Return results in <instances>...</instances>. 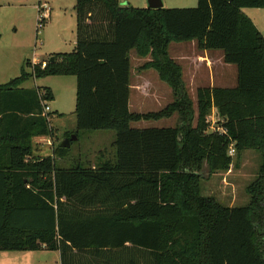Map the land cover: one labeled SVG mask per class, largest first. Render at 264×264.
<instances>
[{
    "label": "trees",
    "instance_id": "1",
    "mask_svg": "<svg viewBox=\"0 0 264 264\" xmlns=\"http://www.w3.org/2000/svg\"><path fill=\"white\" fill-rule=\"evenodd\" d=\"M264 0H198L196 8L138 9L119 0H77L72 53L25 67L0 85V251L60 252L61 264H264V35L243 12ZM197 41L237 68L235 88H200L197 111L172 43ZM152 61L174 102L157 113L130 111L131 51ZM74 76L75 135L114 131L115 155L96 167L60 168L33 159L34 139L53 135L49 88L31 79ZM216 108L225 133H208ZM178 116L173 128H132ZM67 135L66 138H70ZM233 146L262 162L244 207L204 196L202 181L227 171ZM207 171V176L205 175ZM89 256L85 258L84 256Z\"/></svg>",
    "mask_w": 264,
    "mask_h": 264
},
{
    "label": "rangeland",
    "instance_id": "2",
    "mask_svg": "<svg viewBox=\"0 0 264 264\" xmlns=\"http://www.w3.org/2000/svg\"><path fill=\"white\" fill-rule=\"evenodd\" d=\"M162 2L164 9L196 8L198 5V0H162ZM119 3L121 7L130 6L138 9L149 7L148 0H119ZM44 4L49 7V19L38 33V24L42 13L40 6ZM76 5L77 0H0V85L7 84L19 77L25 66L29 72H32L33 67L29 68L26 65L28 62L34 64L33 61L36 59L38 64H43L44 61L47 64L53 57L69 54L75 50L77 42ZM244 10L254 19L264 35V9ZM254 11L260 12V16H253L251 12ZM192 42L172 43L169 47L171 58L174 60H178V57L181 58L178 46L191 47L196 44ZM130 60L131 73L134 72L137 76L142 73L138 68L151 62L152 58H142L137 56L135 51H131ZM231 66L235 70L236 78V66ZM203 70L201 68V72H204ZM149 72L153 73V76L149 75L148 77H154L155 84H159V87L162 86L161 90H164V86L167 85L160 83L157 72L154 70ZM200 75L206 79L207 74ZM22 87L49 88L53 92V101L46 103L52 109V113L49 114L53 131V135L47 139H54L57 135L56 145L58 148L64 140L66 131H71V136L75 135L72 132L77 130L75 116L77 80L74 76H48L31 79ZM147 88L149 85L145 84L144 91ZM169 94L167 92L163 98L156 99L147 97V95H144V98H139L137 94L132 93L130 111L144 114L160 112L174 102V96ZM189 96L191 97V94ZM191 99L197 111V98L191 97ZM212 111L213 109L206 118L208 129H210L209 134L210 132L214 133L211 131L212 127H221L223 122V119L218 114H213ZM178 121V116L175 115L170 119L160 121L133 123L131 127L136 129L173 128L176 127ZM115 137L114 131L81 132L77 136L78 139L71 143V147L63 155L59 154L55 157L56 165L60 168H70L80 163L86 167L94 168L102 157L109 158L115 155ZM45 143L43 140H40V143L34 142L33 159L49 157L46 155L49 148L53 147L42 148ZM54 149L56 148H53V152ZM231 158L232 162L227 171H218L210 179L202 181V192L204 196H213L225 205L243 207L249 203L250 197L246 189L257 179L262 158L256 151H245L240 157L235 153ZM207 174L205 171L206 176ZM85 258L87 259L89 256H84L86 261ZM139 259L141 264L151 263L150 256L147 254L141 253ZM0 264H61V259L57 251H0Z\"/></svg>",
    "mask_w": 264,
    "mask_h": 264
},
{
    "label": "crops",
    "instance_id": "3",
    "mask_svg": "<svg viewBox=\"0 0 264 264\" xmlns=\"http://www.w3.org/2000/svg\"><path fill=\"white\" fill-rule=\"evenodd\" d=\"M243 12H245V14H247V16L254 22V24L258 28V30L262 32L260 27L256 24V22L248 14V12H246L245 10H243ZM251 14L255 17L260 16V12H258V11L251 12ZM186 43H189V42H186ZM192 43H196V44L195 45L193 44L191 47L178 46L177 49L181 53V58L178 57V60H175L177 63H179L181 65V67L183 69V80H184L188 94H191L192 98H197L198 90L200 88H223V89L235 88L237 85V68H236V78H235L234 68H232L231 65L224 63L223 52H221V51H202L198 48L197 41H193ZM135 53H136V51H135ZM136 55H137V53H136ZM146 58H149V57H146ZM139 61H141V60H139ZM45 62L46 61H44V63ZM33 63L38 64L39 62L36 61V59H35L33 61ZM140 64H141V62H140ZM146 64L147 63H145L143 66H145ZM143 66L138 68L140 72L142 71L141 74L136 76L134 72L131 73V77H130L131 94L135 93L138 95L139 98H144V95H147V97H152V98L158 99V98H163L164 94L167 95V92H168V93H170L169 95L172 96L173 93H172L171 88L166 83L161 81V79L159 78V81L162 85L164 83L168 86V87L164 86V90H161L162 86L159 87V84H155L156 81L154 80V77L153 78L148 77L149 75L153 76V73L151 74L149 72L152 69H148L149 71H146V69H145V71L147 72L146 73L142 69ZM201 68L204 69L203 70L204 72H201ZM203 73L207 74L206 79H204V77H202V75H200ZM158 77H159V75H158ZM145 84L149 85V88H147L146 91H144ZM23 88H25V87H23ZM27 89H32V88H27ZM51 113H52V109H51ZM212 113L218 114L217 109L213 108ZM140 114H144V113H140ZM76 119H77V117H76ZM142 122H145V121H142ZM75 131L76 130H74L72 132H74V134H75L76 133ZM209 131H210V129H208L207 132H209ZM70 132L71 131L65 132L64 140L66 139L65 135L70 134ZM42 138L43 139H41V138L34 139V142L40 143V140H43L46 142L45 144H47V145L44 144L42 148H44L45 146L57 148V145H56L57 135L55 136L54 139H50V138L47 139L48 137H46V138L42 137ZM53 148L52 149L49 148V152L46 156H53L52 155ZM223 205H225V204H223ZM225 206L235 207L233 205H225ZM59 254H60V252H59Z\"/></svg>",
    "mask_w": 264,
    "mask_h": 264
},
{
    "label": "built area",
    "instance_id": "4",
    "mask_svg": "<svg viewBox=\"0 0 264 264\" xmlns=\"http://www.w3.org/2000/svg\"><path fill=\"white\" fill-rule=\"evenodd\" d=\"M40 9L42 10V13H41V17L39 19L38 31H37L38 33L40 32V30H42L44 28L45 23L49 19V12H48L49 7H48V5L47 4L41 5ZM42 67L45 68L46 63H43ZM44 106H45V109H44L45 114H49L51 112L50 107L46 103L44 104ZM211 131H213L214 133H225V130L222 127H218V126L212 127ZM235 153H236L235 148L233 146H231L229 149V156L232 157V156H234Z\"/></svg>",
    "mask_w": 264,
    "mask_h": 264
},
{
    "label": "water",
    "instance_id": "5",
    "mask_svg": "<svg viewBox=\"0 0 264 264\" xmlns=\"http://www.w3.org/2000/svg\"><path fill=\"white\" fill-rule=\"evenodd\" d=\"M149 7L148 9L151 10H157L163 8V2L162 0H148ZM54 61V58H52V62ZM78 138L76 135H72L70 138H66L60 145L62 149H69L71 147V143L73 141H76Z\"/></svg>",
    "mask_w": 264,
    "mask_h": 264
}]
</instances>
